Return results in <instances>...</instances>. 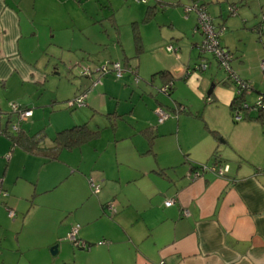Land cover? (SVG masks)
<instances>
[{
    "label": "crops",
    "instance_id": "1",
    "mask_svg": "<svg viewBox=\"0 0 264 264\" xmlns=\"http://www.w3.org/2000/svg\"><path fill=\"white\" fill-rule=\"evenodd\" d=\"M70 1L0 0V183L6 193L0 197V264H19L18 254H8L4 241L12 238L13 234L18 239L25 230H32L31 222L35 218L39 220V226L34 231L40 227L45 230L44 236L38 240V247L57 245L58 252L59 240L64 238L74 223L78 225V238L90 246L104 241L98 244L100 248L87 249L88 253L91 252L89 254L72 252L80 262L70 261L67 256L59 264H83L86 256L91 255V260L97 253L107 255L113 264L127 262L111 257L119 253L133 258L130 264H264V117L254 119L258 114L251 109L248 118L232 120L230 105L235 95V85L227 77L217 76L212 69L204 75L190 71L192 63L199 58H205L207 68L212 61L199 51L202 35L196 32L197 15L194 13L180 16L179 20L184 24L178 30L173 18L166 16L164 21L159 20L158 28L166 25L168 31L171 29L167 36L161 35L149 41L144 28L136 31L140 37L138 51H145L152 58L150 68L142 70L143 74L151 72L150 76L147 75L150 86L162 87L165 84V77L160 76L159 71H165L173 81L172 91L166 93L168 96L174 93L177 81L188 83L192 80L190 83L194 90L205 102L221 108L224 120L231 125L229 134L209 129L214 133L213 138L207 134H190L191 138L198 139H195L192 147L195 150L189 149L195 153H189L191 159L187 161L188 167H180L178 172L168 174L179 166L172 158H177L185 148L179 144L180 140L183 142L182 134H168L170 141L161 148L159 143L167 135L166 129L163 126L160 129L162 133L155 132L158 122L152 124L157 120L152 109L164 105L155 98L156 103L142 101V95L139 102L148 110L143 114V119L138 117L137 120L141 122L139 133L145 139V144L140 145L141 140L138 143L140 134H133L137 136L135 138L131 134L119 135L113 141L114 163L108 151V171L103 167L96 170L95 166H99L96 164L89 169H80L77 164V161L96 162L106 155L103 146L91 144L100 141V134L85 145L62 149L55 159L28 153L11 143L5 134L11 130L12 124L9 126V122L13 121L7 103L15 102L31 109L32 115L26 122L35 116L33 109L38 108L37 116L45 113L47 108L52 112L54 107L51 106L58 101V95L54 89L38 86H42L46 80L43 62L46 60L49 63L50 59L61 56L66 47L70 48L66 42H75L77 34L71 38L66 34L73 24L78 29L87 27L89 32L90 25L97 27L94 26L99 19L97 9L91 2L75 0L74 7L82 9L83 13L70 19ZM146 2L134 6L137 14L133 22L137 25L140 19L143 22L152 20L158 10L165 9V5L182 6L189 4L190 0ZM195 2L205 6L218 29L226 27L229 30L220 43L232 54V71L251 84L245 100L253 104L258 95L264 94V75L259 73L260 62L264 59V29L260 27L264 0ZM120 3L121 7L129 8V5ZM231 4L237 5V14L230 16L227 10L225 15L224 7ZM187 35H191V38L188 39ZM167 38L170 39L168 44L173 45L176 52L164 47ZM183 38H187V44L191 45H187L186 55L181 50L184 42L180 40ZM129 60L125 56L121 64L133 72L131 66L134 65ZM139 64L140 61L136 66ZM50 74L51 79L56 78V67L50 70ZM107 80L108 85L104 90L116 87L110 84L109 78ZM209 86L211 90L206 92ZM79 90L76 89L77 92ZM44 91H47L48 97L45 95L42 99ZM108 94L118 99L112 90H108ZM173 102L172 107H166L177 109L176 106L180 104L186 109L182 112L192 114L182 102L177 99H173ZM178 109L181 111L182 107ZM133 112L134 108L121 113L113 109L106 114L122 118ZM83 123L87 125L86 121L73 122L56 132ZM23 126V123L20 124L19 130L28 136L39 130L45 132V127L31 132ZM112 127L115 129L116 126ZM146 128L154 133L151 142L142 132ZM118 141H121V145ZM144 155L150 157L148 164L142 161ZM185 162L180 159V164ZM214 162L227 166L228 171L219 176L210 170L197 168L199 175L193 176V165H211ZM54 164L63 168L49 174L54 169L49 166ZM89 173L99 182L100 192L96 194L91 192L87 180ZM151 175L162 180L153 181ZM68 188L71 196L66 198ZM30 196H35V199L28 204ZM172 198L175 202L166 206L164 202ZM109 201L114 203L115 212L107 208V203H111ZM7 208L14 211L15 217L20 214L21 218L17 220L13 216L15 219L12 217V220L7 215ZM49 223H53L50 233L47 232ZM12 249L19 250L21 247ZM95 263L103 264V261L96 260Z\"/></svg>",
    "mask_w": 264,
    "mask_h": 264
},
{
    "label": "rangeland",
    "instance_id": "2",
    "mask_svg": "<svg viewBox=\"0 0 264 264\" xmlns=\"http://www.w3.org/2000/svg\"><path fill=\"white\" fill-rule=\"evenodd\" d=\"M78 1V0H77ZM87 2H91V5H94L97 9V18H99L94 26L97 27L94 28L92 25H90V32L89 29L86 27L84 29L77 28L74 24L72 27L68 28L66 30V34L68 38L74 37L76 34V40L75 42H66V44H69L70 48L66 47L65 50H63L61 56H58L55 59H50L49 63L45 60L43 62V66L45 67L46 71V80L44 81V84L38 85L40 87H47L49 89H54V92L58 98L57 102H54L51 107H54V110L50 112L49 108H47V111L45 113L39 114V116L36 115V111L38 108L33 109L35 112V116L29 121V122H21L20 124H24V128L26 131H35L36 129L40 127H45V132L47 134V138L43 142L44 147H49L51 145L50 138L57 129L62 128L67 125H71L73 122H87V126L91 129H98L100 131V141L97 143H91V144H97V146L101 147L103 146V151H105V156L101 159L96 160H88L87 162H79L77 161V164L79 165L80 169H89L93 165H99L95 166L96 170L105 169L108 171V151L110 153V157L112 162L114 163V139L120 137L119 135H126L131 134L132 138L137 137L133 134H140L139 136V144L141 140V144H145V139L139 133V130L142 128L141 122L137 120L138 117L140 119H143V114H146L147 108H145L141 103L139 102V99L141 95L143 96L141 99L142 101H152L154 102L156 99H159L164 106H162V109L169 114V118L165 120L164 123H158V125L155 128L156 133H162L160 129L164 128L165 130V136H163L162 140L160 141L159 145L161 148L165 147L167 145V142L170 141V135L168 134H182V140H180L179 144L181 143L184 145L185 148H183V151L177 155V158H172L177 164H179L178 168H175L171 171H169L168 174H174L173 171L180 170L181 168H184L185 166L188 167L187 161L188 159H191V154L189 153H195L193 144L195 139H198L197 137L191 138L190 134H207L212 136L214 134L213 132H210L209 129H217L221 134H229L231 132V125H229L223 118L222 109L219 107L212 106L213 103L205 102L204 99L197 93V91L194 90L193 86L191 85V81L189 80L188 83L185 81H177L178 83L176 85L175 91L171 96H168L166 93L161 91V86H150L148 82V77L150 76L151 72H146L147 74H143L142 70H146L147 67L150 68V63L152 61V58L149 57V54L145 51H137L136 49V43L134 40L135 32L140 28L144 30V33L146 34L148 40H153L157 37L167 36L169 35L168 31L169 27L166 25L160 26V28L157 27V24L159 23V20L164 21V18L170 17L174 19V25L176 29L178 30L180 26L183 28V22L179 20L180 16L183 15L185 17L184 9L187 6H192L195 4V0H190V3L184 4L182 6H176V5H165L164 10H158L154 16V18L150 21L143 22L142 19H140V22H138V25L133 22L136 17L134 16L137 14L135 12L134 6H136L138 3L135 0H86ZM149 0H147L148 2ZM85 3V0L82 1ZM124 3L126 5H129V8L127 7H121V3ZM146 2V3H147ZM71 5V11H70V19L75 18L78 15L82 14V9H78L74 7L76 4L75 0L70 1ZM198 3V2H197ZM145 4V3H142ZM199 4V3H198ZM145 6V5H143ZM142 6V8H143ZM205 7V6H204ZM228 5L225 8L223 12L227 13ZM177 9H181L178 11ZM140 10V9H139ZM135 12V13H134ZM191 13H194L197 15L195 10H191ZM104 17H101L103 16ZM231 16V15H230ZM101 17V18H100ZM83 16L81 17V19ZM72 21V20H71ZM214 23V22H213ZM215 24V23H214ZM216 25V24H215ZM185 26V25H184ZM217 27V26H216ZM78 30V32H77ZM183 30V29H182ZM229 30L224 28L221 36L219 39H222L225 34L228 33ZM197 32V31H196ZM184 35V34H183ZM191 38V35H187V38ZM183 38L180 41H183L184 44L181 46V50L184 52L183 55L188 54V48L187 44L188 39ZM170 41L169 38L166 39V46L168 45V42ZM179 41V42H180ZM173 46V45H172ZM191 46V45H189ZM188 46V47H189ZM174 47V46H173ZM176 47V46H175ZM68 49V50H66ZM149 49V48H148ZM178 51V49H177ZM176 52V50H175ZM205 54V57L209 58L211 61V65L209 67L203 69L199 65L200 64H208L205 58H199L197 59L196 63H192L190 66V71L193 74L196 75H204L210 69H212L215 74L219 77H227V71L224 70L219 64L217 63L216 58L213 56L212 53H203ZM91 57H90V56ZM129 57L130 63H132L134 66L132 67L133 72L125 71L123 73V76L119 79H117L113 72H107L102 73L100 70H97L98 67L105 65L106 67L110 68L111 64L114 62H120L123 61L124 57ZM140 61V66H136L137 62ZM233 59H231L230 64L232 63ZM48 63V64H47ZM218 65V66H217ZM208 66V65H207ZM56 67L58 71V75L56 78L51 79L52 75L50 74V70L52 68ZM89 69L91 71L90 74L84 75L82 74V71L84 69ZM232 70V69H231ZM135 71V72H134ZM262 75H264V71L260 69L259 72ZM149 75V76H147ZM192 75H190L191 77ZM110 80V84H115L113 88H108V90H112L113 93L116 94L118 99H115L108 94V90H104L106 86L108 85V79ZM105 80V81H103ZM107 82V83H106ZM157 85H159V81H155ZM47 85V86H46ZM76 89H81L78 92ZM211 90V87L209 86L206 92H209ZM75 91L77 93H75ZM132 92V93H131ZM203 93V96L205 93ZM79 95L81 93H85V105L77 106L75 104L69 105V101L74 99L76 95ZM47 94V91H44L42 95V99ZM130 94V97H129ZM46 97H48L46 95ZM155 98V100H154ZM173 99H177L178 101L182 102L184 105H186L192 112V114L188 115L187 113H184L177 109H171L167 108V105H170L171 107L174 105ZM87 102V105H86ZM133 102V103H131ZM131 103V104H130ZM156 103V101H155ZM7 106L9 107V103H7ZM131 108H134V112L132 115L126 114L123 115L122 118L115 117L113 114H106L109 111H112L113 109H116L118 112L123 111H129ZM154 112V109H152ZM9 112L13 116V121L9 122V126L12 123H17V115L14 112H11V109L9 107ZM155 113V112H154ZM157 117V115L155 114ZM171 116V117H170ZM232 118V116H231ZM230 118V120H231ZM157 119V118H156ZM233 120V118H232ZM156 122L152 123L153 125L157 124V120H154ZM29 124V125H28ZM112 125L116 126L115 129L112 127ZM146 124L145 126H147ZM8 126V128H9ZM144 126V127H145ZM176 129V130H175ZM10 130V128H9ZM13 132H17L14 130H10ZM128 137V136H127ZM121 141H118V144H120ZM85 145V144H84ZM142 147V146H139ZM144 147H146L144 145ZM179 148V146L177 145ZM195 150V149H194ZM75 152V151H74ZM65 153V152H64ZM103 153V152H102ZM118 159V155H117ZM180 159L182 161H186L185 163L180 164ZM186 159V160H185ZM150 160V157L142 156V161L146 162L148 164V161ZM139 162V161H138ZM103 165V166H102ZM157 165V164H156ZM51 168H54L53 170L49 171V174H53L54 172H58L60 168L63 167L61 165H51L49 166ZM43 174H41L40 177H42ZM150 178L155 181H161L162 179L160 177H156L155 175H151ZM92 179L96 184H99V182L91 176V173L87 176V180L89 181ZM168 183V182H166ZM156 185V183H154ZM101 189V188H100ZM100 192V190H99ZM91 193V192H90ZM94 195V194H93ZM2 194H0V197L2 198ZM68 196H71V193H69V188L66 190V198ZM35 199V196H30L28 198V202H30ZM111 202L113 205L114 203ZM29 204V203H28ZM7 212V209H6ZM53 213H51V216ZM15 217V216H14ZM13 219H20L21 215L19 214ZM12 219V217H10ZM12 219V220H13ZM53 223H49L47 225V232L50 233V229L52 228ZM77 224L74 223L70 226L68 232L71 230L73 226H76ZM39 226V220L35 218L31 222V228L32 230H25L23 234H19L18 239H15V236L13 234L12 238H7L4 242V246L8 254L17 253V263L19 264H59L64 257H69L70 261H78L80 262L72 252L74 253H88L87 249H80L78 246H75L68 240L67 234H65L64 238L62 237L59 241V247L58 252L56 254H52L50 252V247H38V240L44 236L45 230L44 228L40 227L36 231H34L35 228ZM19 227V226H18ZM98 244L101 243L98 242L97 244H93L89 246L90 249L100 248L98 247ZM20 248L19 250H13L12 248ZM92 250V251H93ZM45 253V255L43 254ZM70 255V256H69ZM74 255V256H73ZM91 256V255H90ZM90 256H86V259H84L82 262L83 264H97L95 263L96 260L103 261V264H113V261L111 259L107 258V255H104L103 253H97L93 256H96L95 258H92L90 260ZM112 258H115L117 260H123L127 261L123 264H130L132 262L131 257L126 255L125 253H119L118 255H111ZM109 256V258H111ZM74 259V260H73ZM37 260V261H36ZM43 263H42V262ZM66 261V260H65Z\"/></svg>",
    "mask_w": 264,
    "mask_h": 264
},
{
    "label": "built area",
    "instance_id": "3",
    "mask_svg": "<svg viewBox=\"0 0 264 264\" xmlns=\"http://www.w3.org/2000/svg\"><path fill=\"white\" fill-rule=\"evenodd\" d=\"M137 2L145 3L147 0H135ZM191 10H195L197 13V23H196V31L200 32L202 35V41L199 46V51L201 53H212L213 56L216 58L217 63L219 66L224 68L225 71H227L228 76L232 83L235 85V93H238V91L242 90L246 93L249 92L250 85L248 82H243L241 78H239L232 70L230 66V61L232 59V54L229 52L228 49L223 47L220 43V36L224 30V28L216 27V25L213 23L212 18L206 11L203 5L198 4L195 2L192 6H187L184 9L185 14L189 13ZM228 12L230 15H236L237 14V5L231 4L228 7ZM261 29H264V15L261 17L260 22ZM168 51H174L172 45H168L166 48ZM201 68L205 69L207 67V64H200ZM260 69L264 71V59L260 62ZM97 70H100L102 73L107 72H113L114 76L119 79L122 77L123 73L125 71H130L128 67L122 66L120 62H114L111 64V67L108 68L105 65L98 67ZM91 71L89 69H84L82 71V74L88 75ZM168 88V85H165L161 87V91H166ZM77 105L82 106L85 105V93H81L79 95H76L74 99L69 101V105ZM247 104L244 105L246 107ZM9 107L11 109V112H14L17 115V123H12L11 130L18 131L19 130V123L25 121L28 117L32 115V110L22 107L20 104L15 102H10ZM258 108H264V100L261 99V96L258 95L256 100L253 103L252 109L257 110ZM155 114L157 115V122L162 123L164 120H166L169 117V114L166 113L161 107H157L155 110ZM233 118L236 121H240L242 118V111L239 110L238 107H236L233 111ZM201 171L210 170L214 173H216L219 176L224 175L228 171L227 166L219 165L217 162L212 163L211 165H203L201 168H198ZM199 170V171H200ZM199 171L195 170L193 171V176L196 177L199 175ZM89 186L91 189V192L96 194L99 191V185L96 184L92 179L89 181ZM0 193L3 195H6L5 192L1 189V183H0ZM175 202V199H169L164 202L166 206H170ZM107 208L111 212H115V208L112 203H107ZM14 211L10 208H7V215L9 217L14 216ZM78 234V225L73 226L71 230L67 234L68 240L75 246H78L79 248H89L85 241L81 240L77 236ZM100 243H104V241H101Z\"/></svg>",
    "mask_w": 264,
    "mask_h": 264
},
{
    "label": "trees",
    "instance_id": "4",
    "mask_svg": "<svg viewBox=\"0 0 264 264\" xmlns=\"http://www.w3.org/2000/svg\"><path fill=\"white\" fill-rule=\"evenodd\" d=\"M134 40L136 43V49L138 51L140 48V37L138 36L137 32H135ZM158 74L160 76H162L163 78L165 77L164 78L165 84H163V86L168 85V88L166 91H164V93L169 94L173 89L172 79L171 78L169 79L168 76H166L167 73L165 71H159ZM227 80L228 81L230 80L228 74H227ZM241 80L243 82H247L246 80H243V79H241ZM249 85L251 87L250 83H249ZM245 95H246L245 91H242V90L238 91V93H235V95L232 99L231 105H230L232 111L236 107H238L239 110L242 111L241 120L248 118L247 114L252 109V106H253V104L246 102ZM260 96H261V99L264 100V94H261ZM245 104H247L246 107H244ZM176 107H178V108L182 107L181 111L186 110L185 107L180 105V104H178ZM24 108H26V107H24ZM256 111H257L258 115L255 116L254 119H260L261 117H264V108H258ZM232 118H233V113H232ZM233 120H234V118H233ZM234 121H236V120H234ZM142 132L148 138L149 142H151L152 138L154 137L153 131L150 128H146ZM5 134L10 139V141L13 145L22 148L24 151H26L28 153H32V154L47 155L51 159H55V158H57L58 153L62 149H72L76 146L87 143V142L97 138L100 134V131L90 129L84 123L83 124H76V125H73L71 127H68V128H65V129H62V130L56 132L55 135L51 138V146L49 148H45L42 145L44 139L46 138V134L43 130H39V131L33 133L32 135H29V136L20 130H18L17 132L8 131V132H5ZM202 166H203V164L202 165H193L192 166L193 171H195L197 168H201ZM86 244L88 247L90 246L89 243L86 242ZM83 249H85V248H83ZM63 264H76V263L64 262Z\"/></svg>",
    "mask_w": 264,
    "mask_h": 264
},
{
    "label": "water",
    "instance_id": "5",
    "mask_svg": "<svg viewBox=\"0 0 264 264\" xmlns=\"http://www.w3.org/2000/svg\"><path fill=\"white\" fill-rule=\"evenodd\" d=\"M50 252H51L52 254H55V253L57 252V245L52 246V247L50 248Z\"/></svg>",
    "mask_w": 264,
    "mask_h": 264
}]
</instances>
